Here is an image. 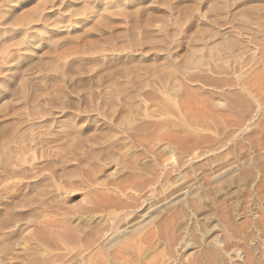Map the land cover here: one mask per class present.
Masks as SVG:
<instances>
[{
  "label": "rangeland",
  "instance_id": "rangeland-1",
  "mask_svg": "<svg viewBox=\"0 0 264 264\" xmlns=\"http://www.w3.org/2000/svg\"><path fill=\"white\" fill-rule=\"evenodd\" d=\"M8 1L0 264H264V0Z\"/></svg>",
  "mask_w": 264,
  "mask_h": 264
},
{
  "label": "bare ground",
  "instance_id": "bare-ground-1",
  "mask_svg": "<svg viewBox=\"0 0 264 264\" xmlns=\"http://www.w3.org/2000/svg\"><path fill=\"white\" fill-rule=\"evenodd\" d=\"M3 1H4V0H3ZM6 1H8V0H5L4 3H3V2L0 0V7H1V5H3L4 7H7V8L10 7L9 5H7L8 3H7ZM15 1H16V0H15ZM23 1H24V0H23ZM35 1H36V0H35ZM103 1H104V3L106 2V4H107V7L103 4L104 7H105V8H108V6H110V4H111V3L109 2L110 0H107L109 4L107 3V1H105V0H103ZM103 1H102V2H103ZM112 1H114V0H112ZM119 1H120V0H119ZM8 2L11 3V0L8 1ZM18 2H19V1H18ZM18 2H17V3H18ZM24 2H25V1H24ZM30 2H31V1H30ZM90 2H91L90 4H92V5H88L87 2H86V5H83L84 9H85V7H86V8L89 10V8L92 9V8L94 7V5H93V3H92L93 1H90ZM102 2H100V0H99V1L97 0V2H95L96 5H95V7H94V8H95L94 11H95L96 9H97V10H102V9L104 8L103 5L100 6ZM115 2H116V1H115ZM6 3H7V4H6ZM88 3H89V2H88ZM95 3H94V4H95ZM116 3H117V2H116ZM116 3H115V5H116ZM12 4H15V3L12 2ZM112 4H113V3H112ZM112 4H111V5H112ZM119 4H122V3L119 2L118 5H119ZM10 5H11V4H10ZM17 5H18V4H17ZM15 6H16V5H15ZM4 7H2V8H4ZM11 7H13V6H11ZM11 7H10V8H11ZM25 7H26V5L23 6V7H21L20 9H19V7H18V9H17V7H16V9H15V8H12L11 11H10L9 8H8L9 11H8V10L6 11V8H5L6 13L9 12V16H10V17L8 16V19H9V20L6 18L8 21H7V23H6L5 25H6V26H13V25L15 24L16 20H18L19 15H21L20 13H21L22 11H24L23 9H25ZM68 7H70V6H68ZM68 7H67V8H68ZM83 7L81 6V8H79V9L81 10ZM112 7H114V6H112ZM105 8H104V9H105ZM0 9H1V8H0ZM79 9H78V10H79ZM87 9H86V10H87ZM104 9H103V10H104ZM82 10H83V9H82ZM97 10H96V11H97ZM103 10H102V11H103ZM0 11H1V10H0ZM1 12H2V14L5 13V12H3V11H1ZM1 12H0V13H1ZM22 13H23V12H22ZM47 14H48V12H47ZM47 14H46V15H47ZM0 15H1V14H0ZM3 16H5V15H3ZM44 17H45V16H44ZM48 17H49V16H48ZM51 17H52V16H51ZM19 18H20V17H19ZM49 18H50V17H49ZM6 19H5V20H6ZM44 19H45V18H44ZM20 20H21V18H20ZM31 21H32V20H31ZM43 21H45V20H43ZM18 22H19V21H18ZM23 23H25V21H23ZM23 23H22V24H23ZM29 23H30V21H29ZM31 23H32V22H31ZM16 24H17V23H16ZM22 24H21V25H22ZM3 25H4V23H3ZM5 25H4V26H5ZM23 25H24V24H23ZM26 25H27V23H26ZM31 29H32V28H31ZM24 31H25V30H24Z\"/></svg>",
  "mask_w": 264,
  "mask_h": 264
}]
</instances>
